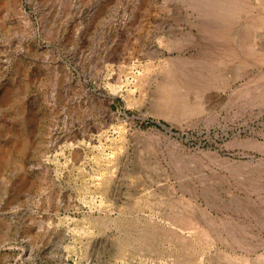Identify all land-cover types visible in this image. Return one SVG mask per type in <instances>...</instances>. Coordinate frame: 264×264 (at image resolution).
I'll return each mask as SVG.
<instances>
[{
  "label": "rangeland",
  "instance_id": "1",
  "mask_svg": "<svg viewBox=\"0 0 264 264\" xmlns=\"http://www.w3.org/2000/svg\"><path fill=\"white\" fill-rule=\"evenodd\" d=\"M261 52L264 0H0V264H264Z\"/></svg>",
  "mask_w": 264,
  "mask_h": 264
},
{
  "label": "bare ground",
  "instance_id": "2",
  "mask_svg": "<svg viewBox=\"0 0 264 264\" xmlns=\"http://www.w3.org/2000/svg\"><path fill=\"white\" fill-rule=\"evenodd\" d=\"M242 14V13H241ZM240 15V14H239ZM250 27L251 26H249V30H250ZM232 31V30H231ZM257 32V31H256ZM235 33V32H234ZM248 35H247V37L245 38V40H246V44L244 45V47H243V51L248 55V56H255L256 55V53H255V51H254V48L251 46V45H249L248 44V39H249V37H250V33H247ZM236 39V38H235ZM255 39V38H254ZM132 55V54H131ZM260 55H262V61L264 62V52H261L260 54H259V56ZM223 59V58H222ZM230 61V60H229ZM221 62V61H220ZM212 63V62H211ZM216 67V66H215ZM198 68V67H197ZM224 72V71H223ZM110 73V72H109ZM215 73V72H214ZM221 73V72H220ZM229 78V77H228ZM214 79V78H213ZM217 80V79H216ZM214 82V81H213ZM221 85V84H220ZM174 95V94H173ZM201 103V102H200ZM67 140V139H66ZM65 140V141H66ZM67 142V141H66ZM54 145H56V144H54ZM189 206V205H188ZM203 245V244H202ZM142 251V250H141ZM203 255V254H202ZM205 259V258H204ZM196 264V263H195Z\"/></svg>",
  "mask_w": 264,
  "mask_h": 264
},
{
  "label": "built area",
  "instance_id": "3",
  "mask_svg": "<svg viewBox=\"0 0 264 264\" xmlns=\"http://www.w3.org/2000/svg\"><path fill=\"white\" fill-rule=\"evenodd\" d=\"M58 152L56 150H52L51 152H49L47 155H46V161H54L53 157L56 156Z\"/></svg>",
  "mask_w": 264,
  "mask_h": 264
},
{
  "label": "water",
  "instance_id": "4",
  "mask_svg": "<svg viewBox=\"0 0 264 264\" xmlns=\"http://www.w3.org/2000/svg\"><path fill=\"white\" fill-rule=\"evenodd\" d=\"M158 123H159L163 128H165L166 130H168V131H170V132H174V131L172 130V128H170L166 123H163V122H161V121H158Z\"/></svg>",
  "mask_w": 264,
  "mask_h": 264
}]
</instances>
